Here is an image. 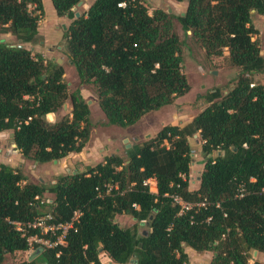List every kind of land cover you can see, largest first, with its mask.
<instances>
[{
	"label": "trees",
	"instance_id": "trees-1",
	"mask_svg": "<svg viewBox=\"0 0 264 264\" xmlns=\"http://www.w3.org/2000/svg\"><path fill=\"white\" fill-rule=\"evenodd\" d=\"M79 1L51 0L57 16L71 19L63 36L79 85L94 86L109 124L131 126L189 89L176 22L208 55L227 49L237 75L227 90H211L189 122L164 125L126 159L111 153L51 183L28 181L19 166L0 163V264L29 249L30 235L56 241L61 234L28 221L49 213L47 223H65L76 210L63 242L35 244L32 257L13 264H102L101 252L117 264H188L187 246L212 252L205 264H264L249 262L254 251L264 253V54L252 39L253 12L264 16V0H186L177 14L149 13L143 0H92L76 16ZM42 16V0H0V32L14 36L0 40V134L9 131L14 149L40 164L81 151L90 135L79 87L69 92L63 66L25 45L39 39ZM65 102L69 113L48 120ZM196 133L205 162L190 190L188 137ZM150 177L155 192L143 184ZM174 195L190 206L179 212ZM121 213L146 232L119 225Z\"/></svg>",
	"mask_w": 264,
	"mask_h": 264
},
{
	"label": "rangeland",
	"instance_id": "rangeland-1",
	"mask_svg": "<svg viewBox=\"0 0 264 264\" xmlns=\"http://www.w3.org/2000/svg\"><path fill=\"white\" fill-rule=\"evenodd\" d=\"M91 2L92 0H83V3L74 6L76 9L73 10L80 13ZM143 3L148 7L149 13L154 8H162L177 14L184 11L186 6V0H143ZM42 5L43 16L38 21L39 39L34 43H26L25 45L32 54L40 53L46 60L57 61L63 66V79L67 83L69 92L79 87L90 109V135L88 142L81 151L71 152L57 162L49 161L43 164L24 158L20 151L11 146V142L9 144L7 141H0V161L6 160L7 152H9L13 156V166L18 167L20 164L19 167L28 181L51 183L55 181L56 176L82 171L86 166L102 161L105 156L111 153H119L126 159L129 149H134L135 146L156 136L164 125H183L189 122L194 115L208 105L206 97L211 90L216 87L222 91L227 90L237 75L238 68L230 65L227 49H223L222 54L218 56L208 55L205 49L191 37V32L188 31L185 34L176 22V30L184 42L182 70L187 78L189 89L182 96L176 97L171 104L147 113L131 126L124 128L109 124L99 107L94 86L91 84L79 85L75 69L70 62L67 41L63 32L71 19L66 16H57L51 0H42ZM252 20L257 29V33L252 35V39L257 42L264 54V16L253 12ZM0 40L11 43L14 42V36L9 32H0ZM70 109L69 102H65L58 113L48 114L47 119L53 121L56 117L69 113ZM4 138L7 139L6 134ZM188 142L192 150L189 189L193 190L198 186V178L203 170L205 157L201 151L202 141L198 133L188 137ZM116 221L119 225L135 229L139 233L147 228L145 225L137 224L134 218L125 213L116 215ZM45 239L48 238H41V240ZM35 244L44 243L32 240L29 249L8 254L6 262L13 264L28 260L30 254L35 250ZM186 251L189 254L188 264H205L212 257L210 251L198 252L188 246ZM105 256V253L101 252L104 262L107 261ZM254 256L252 253L249 262L253 261ZM126 264H134L133 259Z\"/></svg>",
	"mask_w": 264,
	"mask_h": 264
},
{
	"label": "built area",
	"instance_id": "built-area-1",
	"mask_svg": "<svg viewBox=\"0 0 264 264\" xmlns=\"http://www.w3.org/2000/svg\"><path fill=\"white\" fill-rule=\"evenodd\" d=\"M143 184L147 185L149 190L152 192H155L157 190L156 180L154 177H150L148 179H145L143 181ZM107 189H110V186H108ZM243 191H244L243 184L240 183L238 185V191H237L236 195L238 197L242 196ZM35 199H39L38 196H35ZM173 199L175 202H177L181 206L179 212H182L183 209H187L190 206L188 202L182 200V198L178 195H174ZM46 201H48V199H46ZM78 217H79V211H77V210L74 211V214H73L71 220L68 222H65V223H58V224L47 223V220H49L51 218V215L49 213L42 215V216L35 217L32 221H28L26 223V227L39 228L41 233H47V232L54 233L55 230L60 229L61 234L59 236H57L56 241H50L49 239L41 240V238H43V237H38L37 235H30L28 237L29 245L31 244L32 240L35 242L40 241V242L44 243L45 246H53L57 242H63L62 238L64 237L65 231L67 230V228L71 227L75 221L78 220ZM16 224H17V228L19 230H21V231L24 230V227H21V224L19 222H17ZM44 244H42V245H44Z\"/></svg>",
	"mask_w": 264,
	"mask_h": 264
},
{
	"label": "crops",
	"instance_id": "crops-1",
	"mask_svg": "<svg viewBox=\"0 0 264 264\" xmlns=\"http://www.w3.org/2000/svg\"><path fill=\"white\" fill-rule=\"evenodd\" d=\"M181 13L183 12V11H180ZM6 134V137H7V139H5L4 138V135ZM0 136H1V139H0V141L1 142H4V141H7L8 143H10L11 142V140H10V138H9V136H10V132L9 131H6V132H4V133H1L0 134ZM19 153V152H18ZM20 154V153H19ZM0 163H8V164H10V165H14L13 164V156L12 155H10V153L9 152H7V157H6V160H1L0 161ZM19 166H20V164H19ZM57 173V172H56ZM188 253V252H187ZM253 254H254V252H253ZM34 255V251H33V253L32 254H30V256L29 257H32ZM105 257L107 258V261H105L104 262V260L102 259V257H101V255H100V260H101V262H102V264H117V263H114L108 256H107V254L105 253ZM255 256L254 257H257L260 261H262V262H264V253H257V251H256V253L254 254ZM133 263L135 264V261L133 260ZM207 263V262H206Z\"/></svg>",
	"mask_w": 264,
	"mask_h": 264
},
{
	"label": "water",
	"instance_id": "water-1",
	"mask_svg": "<svg viewBox=\"0 0 264 264\" xmlns=\"http://www.w3.org/2000/svg\"><path fill=\"white\" fill-rule=\"evenodd\" d=\"M83 3V1H79L78 3H77V6L78 5H81ZM73 9H76V7H74ZM170 11V10H169ZM252 12L254 11V10H251ZM79 15V12H76V16H78ZM63 28H65V26L63 25ZM71 62V61H70ZM10 144V143H9ZM8 144V145H9ZM11 146L13 147L14 146V144L13 143H11ZM54 162H57V160H53ZM146 232V230H143V233H145ZM256 253V251H254V254Z\"/></svg>",
	"mask_w": 264,
	"mask_h": 264
}]
</instances>
